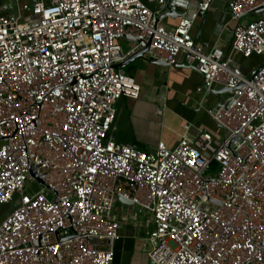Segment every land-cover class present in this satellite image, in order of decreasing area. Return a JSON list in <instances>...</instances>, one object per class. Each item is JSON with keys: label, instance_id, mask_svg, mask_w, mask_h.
<instances>
[{"label": "built area", "instance_id": "built-area-1", "mask_svg": "<svg viewBox=\"0 0 264 264\" xmlns=\"http://www.w3.org/2000/svg\"><path fill=\"white\" fill-rule=\"evenodd\" d=\"M168 3L0 0V208L17 197L0 264H114L117 194L150 214L154 264H264V0H226L228 53L196 40L197 14L172 0L177 22L159 19ZM145 47L147 60L197 66L221 136L116 139V101L141 94L118 64ZM233 52L260 62L245 71Z\"/></svg>", "mask_w": 264, "mask_h": 264}, {"label": "crops", "instance_id": "crops-1", "mask_svg": "<svg viewBox=\"0 0 264 264\" xmlns=\"http://www.w3.org/2000/svg\"><path fill=\"white\" fill-rule=\"evenodd\" d=\"M222 2L221 8L213 5V1L202 15L198 0H172L177 12L187 9L190 14H197L194 31L199 40L212 43L217 41L228 53L231 50L232 30H225L217 39V29L220 23H228L232 28L235 22L231 20L226 0ZM177 12L165 17L164 22L176 23ZM254 14H264V11ZM130 40L126 39L124 43H131ZM232 56L243 69L242 62L249 66L251 63L253 67L260 62V57L256 55L244 57L233 52ZM183 61L185 59L181 57L177 63ZM177 63L161 65L143 57L123 66L140 84L141 94L137 98L122 96L116 101L114 134L117 140L149 148L159 140H164L168 146L173 147L183 136L192 138L201 130L221 136V129L207 112V106L215 102L214 95L205 96L203 92L197 91L198 85L203 81L202 74L192 66ZM116 207L121 225L115 242L114 264H154L149 256L151 243L147 239V230L154 227L150 214L139 212L135 205L121 200L117 201Z\"/></svg>", "mask_w": 264, "mask_h": 264}, {"label": "water", "instance_id": "water-1", "mask_svg": "<svg viewBox=\"0 0 264 264\" xmlns=\"http://www.w3.org/2000/svg\"><path fill=\"white\" fill-rule=\"evenodd\" d=\"M168 7H169L170 10H169V11H166L165 13H163L162 15H160V16H159V19L163 18L165 15H172V14H174V12L171 10L170 0H169V3H168ZM263 8H264V6L258 8V9H256V11L262 10ZM204 12H205V11H201V14L203 15ZM129 38H130V39H133V38H131V37H129ZM196 40H198V35H196ZM145 50H146V47L140 49L139 51H137V52H135V53H133L130 57H128V58L125 59L124 61L120 62V63L118 64V66H119V67H123V66H125L126 64H128L130 61H132V60H134V59H136V58H143V57H144L143 53H144ZM149 61H152V62H155V63L161 64V65H168V63H167L166 61L161 60V59H152V58H151V59H149ZM177 64L189 65V66H192V67L198 69L196 65H194V64H189V63H187L186 61H183L182 63H177ZM198 70H199V69H198ZM252 74H253V73H250V75H252ZM228 89H229V88H223L222 90H228ZM234 140H235V138L232 139V142H233ZM32 171H33V174L36 175V177H38V179L41 180V177L37 175V173L35 172V169H34V168H33ZM41 181H42V180H41ZM46 184H47V183H46ZM117 198H118L119 200H121V201H124V202H127V203H132L131 199H128V198L124 197V196L121 195V194H117Z\"/></svg>", "mask_w": 264, "mask_h": 264}, {"label": "rangeland", "instance_id": "rangeland-1", "mask_svg": "<svg viewBox=\"0 0 264 264\" xmlns=\"http://www.w3.org/2000/svg\"><path fill=\"white\" fill-rule=\"evenodd\" d=\"M222 4H223L222 0H214V3H213V5H219L220 7L222 6ZM123 42H125V40H123ZM130 45H131V43H129V42L127 44L124 43L125 48H128ZM244 61H246V60H244ZM241 65H243L245 71H252L253 70L252 68H255L252 66L251 63H250V66L247 65L246 62H242ZM38 187H39V184L34 183V188H38ZM16 200H17V197L14 201L9 202V203H5L2 205V207L0 208V222L13 209Z\"/></svg>", "mask_w": 264, "mask_h": 264}]
</instances>
